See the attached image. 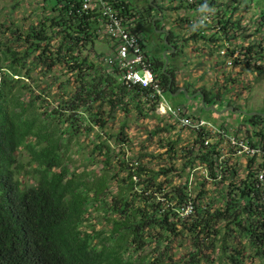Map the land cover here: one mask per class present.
<instances>
[{"label": "trees", "instance_id": "16d2710c", "mask_svg": "<svg viewBox=\"0 0 264 264\" xmlns=\"http://www.w3.org/2000/svg\"><path fill=\"white\" fill-rule=\"evenodd\" d=\"M86 1L41 0L29 25L14 20L17 4L0 23V264H264V157L243 169L222 158V141L206 147L204 132L182 148L178 137L159 140L165 152H136L130 117H156L158 99L123 81L115 40L97 4L85 9ZM94 1L112 7L130 32L153 29L161 38L163 49L145 55L173 99L182 88L174 63L191 41L218 51L219 67L230 59L264 73V0H171L168 8L158 0ZM181 10L194 14L180 18L189 36L170 30L175 52L165 57L170 47L157 31L165 11ZM203 14L212 15L205 27ZM103 38L112 52L96 48ZM232 75L222 73L237 83ZM218 81L211 89L187 83L188 94L177 97L200 96L203 108L223 104L229 87ZM245 117L247 139L264 149V115Z\"/></svg>", "mask_w": 264, "mask_h": 264}, {"label": "rangeland", "instance_id": "374dc122", "mask_svg": "<svg viewBox=\"0 0 264 264\" xmlns=\"http://www.w3.org/2000/svg\"><path fill=\"white\" fill-rule=\"evenodd\" d=\"M141 1L144 2L147 0ZM220 1L222 2L223 0ZM40 2L41 0H0V23L4 21L6 15L10 12V9L13 6L19 4V6H17V10L13 14L14 20L23 25L31 24L35 21L34 11L39 7L38 5ZM158 3L162 4L165 8H168L172 4L171 0H158ZM243 11H241L242 14H240V16H245L248 20L252 16V12ZM186 16L194 17V14L189 15L185 10L177 12L165 11V29L168 31L174 30L182 38L188 37V25L180 20V18ZM236 17H239V15H236ZM195 19L194 22L196 21ZM144 34L142 38H144V45L147 47V49L145 48L146 52H152L154 49H159V51L163 49L162 40L157 34L154 33L153 29L146 31V34L150 36V41H146V44L145 40L147 37L145 36L146 34ZM206 46L207 44L201 40L198 43L191 41L187 44L184 49V54L180 55L178 58L179 60L177 59V61L174 63L175 66L180 68L178 83L182 88H185L187 83H190L197 89L202 87L211 89L214 85H216L218 80V84L220 83V85L226 83L227 87H229V91H226V93L224 91L225 94L223 104L218 103L215 106L216 111H206V108L200 106V96L194 97V95L191 94L190 97L193 98L188 99L182 95L177 97V95L176 99H173L172 95L167 93L166 95L168 100L175 106L179 104L186 105L189 112L194 113L196 116H199L208 123H211L224 131L233 133V135H236L237 137H241L243 139L244 137H252L253 132H247L250 127L245 126L247 123L245 117L246 115L238 114L233 111H227L224 113L222 112L229 108L227 107V104L230 101L233 103L234 109L235 107L238 109H235V111H243L246 113L256 112L262 114L264 112V73L262 75L255 74L246 67L234 68V65L219 67L217 64H219V61L222 59L221 56L217 54L218 51L212 53L209 51V48H206ZM96 48L101 52H112L108 46V40L104 38L100 39ZM155 54L158 56L157 52H155ZM173 61L174 60H171V63H173ZM223 71L228 75L233 73L232 76H234L235 80L237 79L238 82L234 84H232V82H228L226 80V76H222ZM231 96H233V98H231ZM156 115V117L149 119H139V116L134 112L130 117L129 130L127 132L134 141L136 152L142 148L144 149L147 146L149 147V151L152 153L157 154L158 152H165L166 149H162L160 147V139H178L179 137V148H182L186 144L193 142L195 135L190 133L188 130L182 129V127L171 129V133L160 132L158 135L154 136L155 138H153L152 141L147 140V137H149L151 132H154L157 129H166V127H170L169 119L163 116L159 110H156ZM117 119V122L111 125V132L113 133L120 130V123L124 117L123 115H120ZM211 136L216 137L215 135ZM88 142L89 141L86 140L85 144L87 145ZM160 164L161 163L159 162L157 166ZM178 164L181 163L179 162ZM245 164H247L245 163V159L239 161V166L243 169L245 168ZM198 167L201 168L205 166ZM207 175L208 173L204 175L205 178ZM194 180L195 179L193 177L192 181ZM190 206L192 207L193 211V205ZM188 211L191 210L185 208L183 214L185 215V212L189 213Z\"/></svg>", "mask_w": 264, "mask_h": 264}, {"label": "built area", "instance_id": "2783aa9c", "mask_svg": "<svg viewBox=\"0 0 264 264\" xmlns=\"http://www.w3.org/2000/svg\"><path fill=\"white\" fill-rule=\"evenodd\" d=\"M192 0L190 1V3ZM94 4H97L99 7L103 23L106 32L110 37L115 40V50L116 57L120 64V69L123 73V81L128 85H138L143 89L151 88L153 90V97L158 99L157 111L169 119V125H175L177 128L182 127V129L188 130L194 135H199V133L204 132L206 136L204 144L206 147L210 146L213 143V140L222 141L220 148L222 149L223 156L233 159L234 163H238L242 159H245V163L249 161L250 158L264 157V149H261V146H253L250 140L247 137L241 138L224 131L215 125L208 123L199 116L192 117L190 114H187L185 109L181 106H175L173 103L167 99L163 88L160 85V82L156 79L155 74L150 66L147 63L145 55L144 40L142 36L136 35L127 28L124 27L123 21L117 16L115 11L106 3H95L94 0H87L85 4V9L91 8ZM211 14H203L199 19L201 26L205 27L212 23ZM226 49V48H224ZM221 51V55L226 53V50ZM108 64L115 62L114 57H109L106 59ZM227 65L232 66L233 61L228 60ZM235 132V130H234ZM215 135L216 137H212ZM259 140L256 139L254 143H257ZM240 167V166H239ZM195 173H201L205 175L208 173L206 167H197L194 170ZM259 180L264 181V173L259 174ZM190 206V205H189ZM187 207L189 213L192 212V207ZM184 211V210H183ZM185 215L189 213L185 212Z\"/></svg>", "mask_w": 264, "mask_h": 264}, {"label": "water", "instance_id": "95a60500", "mask_svg": "<svg viewBox=\"0 0 264 264\" xmlns=\"http://www.w3.org/2000/svg\"><path fill=\"white\" fill-rule=\"evenodd\" d=\"M154 0H151V2H153ZM161 19H163V17H161ZM158 33H165V42H166V45H169V47H170V50H167V51H165L164 52V56L165 57H167V55L168 54H171V53H174L175 52V48H174V46L172 45V44H170L169 42H168V37H169V35H170V31H168V30H166V29H161V30H158L157 31ZM168 64V59H167V63H166V65ZM184 93L185 95H187L188 94V90L186 89V88H181L179 91H178V93L176 94V96L177 95H179L180 93ZM176 96H174V97H176ZM189 98H193V97H189ZM202 104H203V106H205V102H204V99H203V101H202ZM206 108V111H209V110H211V111H216V107L215 106H210V107H205ZM227 111H233V112H235V113H238V114H243V115H256V114H259V115H264V114H261V113H256V112H251V113H246V112H243V111H235V109H234V107L233 106H230L229 108H227L226 110H224L222 113H224V112H227Z\"/></svg>", "mask_w": 264, "mask_h": 264}]
</instances>
